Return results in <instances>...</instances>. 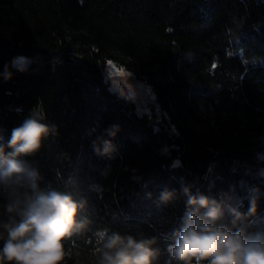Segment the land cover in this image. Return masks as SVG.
<instances>
[{
	"label": "trees",
	"instance_id": "trees-1",
	"mask_svg": "<svg viewBox=\"0 0 264 264\" xmlns=\"http://www.w3.org/2000/svg\"><path fill=\"white\" fill-rule=\"evenodd\" d=\"M17 57L26 71L12 66ZM108 61L152 90L159 116L111 90ZM34 108L56 131L22 159L41 190L84 202L78 218L91 221L64 240L61 264H95L93 233L103 228L154 238V264H177L168 248L184 189L235 207L247 233L264 230V0H0L6 152ZM100 137L110 155L95 152ZM164 191L175 194L167 205ZM5 203L0 190V219Z\"/></svg>",
	"mask_w": 264,
	"mask_h": 264
},
{
	"label": "clouds",
	"instance_id": "clouds-1",
	"mask_svg": "<svg viewBox=\"0 0 264 264\" xmlns=\"http://www.w3.org/2000/svg\"><path fill=\"white\" fill-rule=\"evenodd\" d=\"M28 63L26 57H17L12 66L23 72ZM5 75L11 78L10 72ZM44 121L43 109L34 108L12 129L7 144L11 151L0 145V190L6 197L5 218L0 219V264H61L64 240L79 236L91 223L87 217L78 218L84 202L69 193L41 190L39 171L22 159L38 153L45 139L55 134V126ZM115 131L113 126L107 134L114 136ZM93 148L98 155H110L114 146L100 137ZM184 192L187 210L182 227L174 233L175 243L168 248L177 264H264V230L247 233L242 226L245 216L235 207L226 211L203 194ZM174 198L173 192L164 191L160 201L167 205ZM93 236L95 264H154L158 256L154 238L137 240L108 228Z\"/></svg>",
	"mask_w": 264,
	"mask_h": 264
},
{
	"label": "rangeland",
	"instance_id": "rangeland-1",
	"mask_svg": "<svg viewBox=\"0 0 264 264\" xmlns=\"http://www.w3.org/2000/svg\"><path fill=\"white\" fill-rule=\"evenodd\" d=\"M104 75L111 90L132 101L138 113L160 115L152 90L144 82L137 80L131 72L113 61H108Z\"/></svg>",
	"mask_w": 264,
	"mask_h": 264
}]
</instances>
